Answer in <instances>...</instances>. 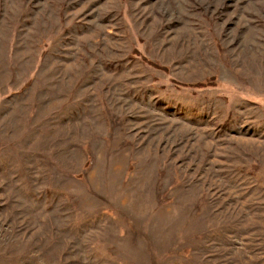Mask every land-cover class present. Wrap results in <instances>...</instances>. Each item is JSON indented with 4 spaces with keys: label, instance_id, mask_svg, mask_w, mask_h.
<instances>
[{
    "label": "rangeland",
    "instance_id": "rangeland-1",
    "mask_svg": "<svg viewBox=\"0 0 264 264\" xmlns=\"http://www.w3.org/2000/svg\"><path fill=\"white\" fill-rule=\"evenodd\" d=\"M0 264H264V0H0Z\"/></svg>",
    "mask_w": 264,
    "mask_h": 264
}]
</instances>
